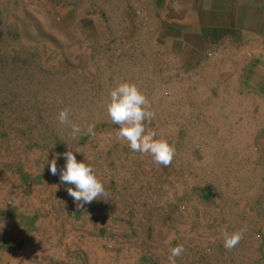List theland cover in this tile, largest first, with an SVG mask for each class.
Returning a JSON list of instances; mask_svg holds the SVG:
<instances>
[{"label":"rangeland","instance_id":"374dc122","mask_svg":"<svg viewBox=\"0 0 264 264\" xmlns=\"http://www.w3.org/2000/svg\"><path fill=\"white\" fill-rule=\"evenodd\" d=\"M175 4L0 0V264H169L178 245L175 264H264L258 42L173 38ZM123 81L150 103L146 130L174 146L168 166L118 137L106 103ZM67 150L106 190L83 209L48 168ZM224 231L242 239L226 249Z\"/></svg>","mask_w":264,"mask_h":264},{"label":"clouds","instance_id":"9594fccd","mask_svg":"<svg viewBox=\"0 0 264 264\" xmlns=\"http://www.w3.org/2000/svg\"><path fill=\"white\" fill-rule=\"evenodd\" d=\"M149 108L148 99L135 83L119 82L109 90L106 110L112 123L119 125L118 137L125 140L133 152L148 154L156 164L168 166L175 155V148L166 139L157 138L156 132L146 130L145 122L150 121L154 116V112ZM58 120L61 124L71 125L73 138L81 132L80 126L70 121L67 109L59 112ZM94 127L93 124L87 126L88 135L94 134ZM61 155L65 163L58 172L57 157ZM47 164L50 174L59 175L60 183L68 186L67 193L73 198L78 209H83L86 204L94 200H102L100 197L106 195L103 184L93 172L90 164L78 161L72 150L56 154ZM222 235L224 247L232 249L240 242L243 233L224 231ZM183 251L182 245L171 248L168 256L169 264H175V258Z\"/></svg>","mask_w":264,"mask_h":264},{"label":"crops","instance_id":"0c3cea01","mask_svg":"<svg viewBox=\"0 0 264 264\" xmlns=\"http://www.w3.org/2000/svg\"><path fill=\"white\" fill-rule=\"evenodd\" d=\"M175 1L179 4V6L176 4L175 6L182 10L179 18L175 21L177 25L175 30L184 35L180 34L173 38L185 39L187 33L196 31L194 34L197 36H204L210 40L212 37L209 35L218 32L221 35L216 36L215 40L221 42V48L223 46L227 48L224 38L231 39L232 44L242 39L243 42H247L249 47L258 42V54L262 56L261 59L259 57L258 59L262 63L264 62V0ZM193 14L200 18H196L194 26H191L192 20L195 19ZM191 42L186 41L187 47L193 44Z\"/></svg>","mask_w":264,"mask_h":264}]
</instances>
